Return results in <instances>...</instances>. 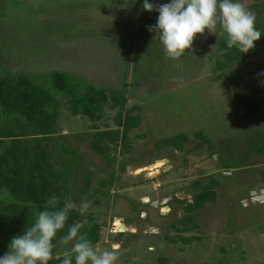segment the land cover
I'll return each instance as SVG.
<instances>
[{
  "label": "rangeland",
  "instance_id": "1",
  "mask_svg": "<svg viewBox=\"0 0 264 264\" xmlns=\"http://www.w3.org/2000/svg\"><path fill=\"white\" fill-rule=\"evenodd\" d=\"M242 2L255 14L264 0ZM158 15L144 11L143 0H0V63L10 73H72L108 92L127 86L128 108L143 121L126 140L122 133L117 143L107 140L108 161L91 148L97 131L87 118L66 108L59 121L61 138L80 157L69 198L79 223L92 215L104 226L98 254L115 249L114 264H264V203L250 194L264 189V158L254 150L264 136V51L218 70L217 26L170 59L148 30ZM242 94L259 101L257 111L241 106ZM116 113L101 130L115 129ZM184 134L182 150L167 143ZM204 138L211 145L199 147ZM212 182L216 201L182 226L185 208ZM82 200L91 202L87 211Z\"/></svg>",
  "mask_w": 264,
  "mask_h": 264
},
{
  "label": "trees",
  "instance_id": "2",
  "mask_svg": "<svg viewBox=\"0 0 264 264\" xmlns=\"http://www.w3.org/2000/svg\"><path fill=\"white\" fill-rule=\"evenodd\" d=\"M254 12L255 27L261 32L260 40L255 42L252 50L242 54L235 48H227L226 36L222 33L218 50L223 60L217 62L218 70L243 66L250 55L264 51V3L255 6ZM238 100L244 109L258 110L259 101H251L248 95L242 94ZM66 108L72 116L87 118L92 123V129L97 132L91 148L106 160L107 140L119 142L120 133L123 135L121 140H126L130 131L143 121L140 115H133L135 107L128 108L127 86L121 92H108L72 73L53 71L34 76L10 73L0 63V256L9 250L14 236L23 234L27 226H31L51 196L58 197L61 206L65 199L70 200L71 185L80 172V157L78 151L61 138L59 121ZM108 112H117L113 119L115 129L105 124L101 130L98 124L105 122ZM186 140L184 134L167 143L182 150ZM204 144H210L208 139L201 140L199 147ZM254 144L255 154L264 158V136L260 135ZM90 182V177L84 180V193ZM217 185L212 182L194 195L193 203L185 208L188 215L180 221L182 226L192 223L190 214L216 201ZM80 218L78 211L70 210L67 225L79 222ZM103 229L104 226L90 215L81 234L95 248L104 239ZM66 231L67 226L58 236ZM54 243L56 247L50 262L56 260L62 247L58 238ZM56 264L60 261L56 260Z\"/></svg>",
  "mask_w": 264,
  "mask_h": 264
},
{
  "label": "clouds",
  "instance_id": "3",
  "mask_svg": "<svg viewBox=\"0 0 264 264\" xmlns=\"http://www.w3.org/2000/svg\"><path fill=\"white\" fill-rule=\"evenodd\" d=\"M143 10L158 12L155 25L148 30L155 34L154 39L159 40L165 55L173 60L184 56L192 48L194 37L205 29L211 32L219 26L226 36L227 48H235L242 54L252 50L261 38L255 27V14L242 0H170L166 4L143 0ZM90 206L91 202L82 200L79 209L87 211ZM76 207L68 199L61 206V200L51 196L31 226L11 239L9 250L0 256V264H49L57 238L61 246L71 244L60 264H73V261L74 264H114L118 259L115 249L98 254L91 241L81 234L79 222L67 225L70 210ZM66 226V234L58 236Z\"/></svg>",
  "mask_w": 264,
  "mask_h": 264
},
{
  "label": "flooded vegetation",
  "instance_id": "4",
  "mask_svg": "<svg viewBox=\"0 0 264 264\" xmlns=\"http://www.w3.org/2000/svg\"><path fill=\"white\" fill-rule=\"evenodd\" d=\"M250 194H251V198H253V201H254L255 203H256V202H257V203H264V189H260V190H258L257 193H255L254 191H251ZM154 203H157V205H158V202L155 201ZM154 203H153V204H154ZM161 205H162V207H161V209H162L163 206L165 205V202L162 201V202H161ZM157 208H159V206H158ZM161 212H162V210H161ZM115 219H118V220L123 221L122 218H115ZM118 229H119V227H118Z\"/></svg>",
  "mask_w": 264,
  "mask_h": 264
},
{
  "label": "water",
  "instance_id": "5",
  "mask_svg": "<svg viewBox=\"0 0 264 264\" xmlns=\"http://www.w3.org/2000/svg\"><path fill=\"white\" fill-rule=\"evenodd\" d=\"M230 174H232V173H225L226 176H227V175H230ZM144 201H145V202H149V199H144ZM153 206H154V207H157V203H154ZM125 232H126V228H125L124 225H122V227L118 229V233H119V234H123V233H125Z\"/></svg>",
  "mask_w": 264,
  "mask_h": 264
}]
</instances>
